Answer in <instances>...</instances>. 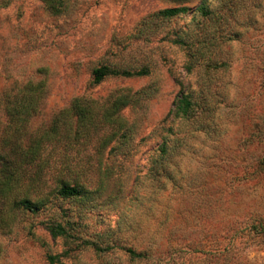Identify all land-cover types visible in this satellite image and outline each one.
Masks as SVG:
<instances>
[{
  "label": "rangeland",
  "instance_id": "374dc122",
  "mask_svg": "<svg viewBox=\"0 0 264 264\" xmlns=\"http://www.w3.org/2000/svg\"><path fill=\"white\" fill-rule=\"evenodd\" d=\"M102 65L150 73L95 85ZM41 81L30 132L96 102L90 134L44 155L70 160L54 175L82 194L37 214L0 205V264H264V0H0V94ZM122 95L112 128L102 106Z\"/></svg>",
  "mask_w": 264,
  "mask_h": 264
},
{
  "label": "trees",
  "instance_id": "16d2710c",
  "mask_svg": "<svg viewBox=\"0 0 264 264\" xmlns=\"http://www.w3.org/2000/svg\"><path fill=\"white\" fill-rule=\"evenodd\" d=\"M60 4L58 6H63L62 3ZM187 10V7H176L163 10L160 14L166 18H173ZM149 73L147 68L119 70L102 65L94 70L93 83L99 85L109 77H143L148 76ZM45 92L46 85L41 81L27 82L0 94V205L6 203L24 209L31 214H37L44 210L53 196L74 198L82 194V188L78 185V181L71 179L70 176H61L65 171L71 172L70 160L64 158L60 164H52L44 155L48 146L55 141L63 142L67 152L73 139L86 138L93 128L92 104L96 103L76 99L70 108L59 113L49 129L30 132L29 125L41 110ZM130 103L131 100L128 97L124 98L123 95L114 97L113 103L102 106L106 112L101 122L113 128L116 118H118L117 115ZM192 106L193 103L189 97L182 96L176 106L177 116H187ZM2 113L6 118L5 122L1 119ZM71 114L78 117L77 127L73 128V126L67 125L63 128L62 120ZM111 134V138L117 136L116 131ZM108 141H110L109 136ZM57 164L60 166L58 167ZM54 170L62 171L61 175H54ZM41 172H45L46 176L49 173V179L42 180ZM51 180L53 185L50 187L48 182ZM46 190L48 192H45ZM1 214L0 211L2 226H6L7 219ZM46 227L54 238L68 235V231L61 224H48ZM131 252L135 254L134 251Z\"/></svg>",
  "mask_w": 264,
  "mask_h": 264
}]
</instances>
